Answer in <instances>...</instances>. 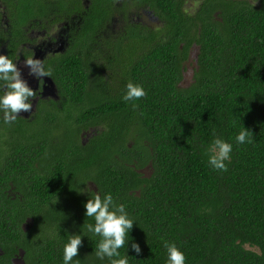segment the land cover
<instances>
[{
  "label": "trees",
  "instance_id": "obj_1",
  "mask_svg": "<svg viewBox=\"0 0 264 264\" xmlns=\"http://www.w3.org/2000/svg\"><path fill=\"white\" fill-rule=\"evenodd\" d=\"M89 2L0 0V55L13 61L25 28L73 27L70 49L46 65L60 100L11 126L0 113V264L20 249L25 264H64L75 235L86 237L80 264H111L87 230L97 191L136 223L142 254L129 243V264H167L165 243L187 264H264V0ZM188 2L200 3L193 14ZM139 8L161 26L130 25ZM130 83L147 92L135 107L123 100ZM243 128L253 142L241 146ZM217 138L233 144L227 173L208 164Z\"/></svg>",
  "mask_w": 264,
  "mask_h": 264
},
{
  "label": "clouds",
  "instance_id": "obj_2",
  "mask_svg": "<svg viewBox=\"0 0 264 264\" xmlns=\"http://www.w3.org/2000/svg\"><path fill=\"white\" fill-rule=\"evenodd\" d=\"M25 67L29 69L28 76L36 80L41 81L43 78L51 76V71L46 70L42 61L31 59L27 61ZM195 67L193 65L192 71ZM146 96L147 92L143 86L130 83L127 85L123 100L135 107L136 102ZM36 100L37 91L30 87L18 64L8 56L0 55V113H3L2 122L9 126L16 124L21 120L22 113L32 112L33 102ZM252 138L251 132L243 128L235 142L243 146L252 143ZM232 153V143L222 138L215 139L206 151L209 166L214 171L227 173ZM93 193L92 198L84 207L86 217L95 221L94 225L89 224L87 226L88 232L100 238L96 251L97 258L101 261L107 259L111 264H129L127 253L123 256L121 253L122 249L127 248L128 250L129 243H131V251L135 252L137 256L142 254L140 245L130 241V233L136 226L135 221L130 218L127 207L123 204H117L111 194L104 195L99 191ZM79 194L84 195L85 191L80 190ZM70 237L71 239L64 247L63 262L64 264H73L76 261V264H80L76 258L80 255V249L83 247L86 237L83 235ZM164 247L167 252V264H187L186 255L175 244L165 243Z\"/></svg>",
  "mask_w": 264,
  "mask_h": 264
},
{
  "label": "flooded vegetation",
  "instance_id": "obj_3",
  "mask_svg": "<svg viewBox=\"0 0 264 264\" xmlns=\"http://www.w3.org/2000/svg\"><path fill=\"white\" fill-rule=\"evenodd\" d=\"M192 3L194 2H188L185 5V10H187L188 5H191ZM83 4L86 8H88L90 2L89 0H83ZM117 6L118 4L114 5V7ZM128 16V23L130 25H137L140 28L151 30H155L156 28L161 26L160 20L156 18L152 12L145 11L144 9L142 10L141 8H139L136 12L133 11ZM122 17V15L116 14L113 18L112 23H116L118 18L119 20H122ZM72 31L73 27L67 23L55 24L48 29L47 25H42V23H39L38 25L36 24L33 28H25L23 39H19L21 44L18 47L16 59L14 60V62L17 63L20 68H22L25 67L27 61L36 59L42 61L46 67L50 59L63 55L70 49V45L73 41ZM190 54L191 55L186 62V66H189L192 63L195 66L196 58L198 55V48L193 46ZM27 72H29V69ZM193 76L194 73L192 74L191 81L193 79ZM24 78L28 81L30 87L34 91H37V100L33 102L32 112L22 113L21 117L25 119H32V117L37 113L38 103L42 100H53L56 102L60 100L58 95V88L53 77L50 76L49 78H43V80L39 81L35 78L29 77L27 74L26 76H24ZM85 135L86 137L84 139ZM90 136L91 135L89 134H83V144L88 143ZM26 222L27 223L23 224L22 226L25 232H27L31 228V226H29L28 224L32 223L30 220H27ZM1 253L2 252L0 250V254ZM24 257L25 252L20 249L18 253L10 259V261L12 264H25Z\"/></svg>",
  "mask_w": 264,
  "mask_h": 264
},
{
  "label": "rangeland",
  "instance_id": "obj_4",
  "mask_svg": "<svg viewBox=\"0 0 264 264\" xmlns=\"http://www.w3.org/2000/svg\"><path fill=\"white\" fill-rule=\"evenodd\" d=\"M199 6V3H192L191 5H188L187 11L191 14H193L194 12H196L197 8ZM193 65L190 64L189 66H187V71H186V75H185V80L183 82V87H188L191 84V78H192V71Z\"/></svg>",
  "mask_w": 264,
  "mask_h": 264
},
{
  "label": "water",
  "instance_id": "obj_5",
  "mask_svg": "<svg viewBox=\"0 0 264 264\" xmlns=\"http://www.w3.org/2000/svg\"><path fill=\"white\" fill-rule=\"evenodd\" d=\"M21 69V71L23 72V74H24V76H26L27 74H28V69L26 68V67H22V68H20Z\"/></svg>",
  "mask_w": 264,
  "mask_h": 264
}]
</instances>
